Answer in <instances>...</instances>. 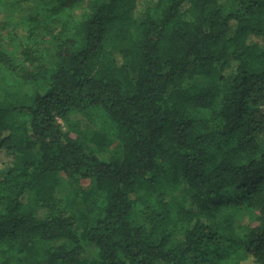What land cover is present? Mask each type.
Masks as SVG:
<instances>
[{
	"label": "trees",
	"instance_id": "16d2710c",
	"mask_svg": "<svg viewBox=\"0 0 264 264\" xmlns=\"http://www.w3.org/2000/svg\"><path fill=\"white\" fill-rule=\"evenodd\" d=\"M245 261L264 0H0V264Z\"/></svg>",
	"mask_w": 264,
	"mask_h": 264
},
{
	"label": "rangeland",
	"instance_id": "374dc122",
	"mask_svg": "<svg viewBox=\"0 0 264 264\" xmlns=\"http://www.w3.org/2000/svg\"><path fill=\"white\" fill-rule=\"evenodd\" d=\"M8 50L12 51V45L8 46ZM247 263H248V261L243 262V264H247Z\"/></svg>",
	"mask_w": 264,
	"mask_h": 264
}]
</instances>
